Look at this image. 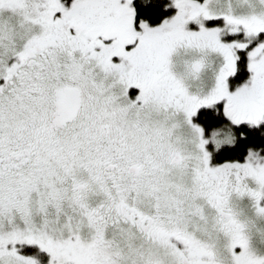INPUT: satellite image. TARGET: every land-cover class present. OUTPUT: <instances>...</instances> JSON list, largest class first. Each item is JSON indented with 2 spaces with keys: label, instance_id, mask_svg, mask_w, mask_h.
Returning <instances> with one entry per match:
<instances>
[{
  "label": "snow or ice",
  "instance_id": "1",
  "mask_svg": "<svg viewBox=\"0 0 264 264\" xmlns=\"http://www.w3.org/2000/svg\"><path fill=\"white\" fill-rule=\"evenodd\" d=\"M0 264H264V0H0Z\"/></svg>",
  "mask_w": 264,
  "mask_h": 264
}]
</instances>
